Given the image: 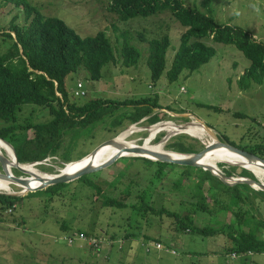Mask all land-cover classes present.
<instances>
[{
    "label": "rangeland",
    "instance_id": "rangeland-1",
    "mask_svg": "<svg viewBox=\"0 0 264 264\" xmlns=\"http://www.w3.org/2000/svg\"><path fill=\"white\" fill-rule=\"evenodd\" d=\"M182 1L187 7L207 12L216 23L243 27L264 43V0H213L210 11L203 7L202 0ZM30 2L44 15L62 19L81 36L103 31L110 40L116 62L104 65L98 79H92L82 66L67 75L65 87L71 99L80 103L93 98L125 103L114 110L115 115H127L138 110L139 106L134 102L139 99H146L148 104L157 100L163 107L153 110L152 114L158 115L159 120L152 124L147 117L134 123L124 118L120 126L111 130L107 125V129L102 128L101 124L92 129L86 127L79 133H76L78 128L69 129L71 132L65 135L59 154L30 164L32 168L55 176L68 160L88 154L111 137L118 135L115 139L118 144L135 147L143 143L150 128L166 121L183 125L193 118L211 128L218 140L241 149H255L254 154L264 158V148L258 147L264 145V77L259 83L249 81L245 87L239 85V79L250 62L235 45L217 42L208 36L202 37L201 41L214 47V55L198 69L192 72L183 70L177 79L170 81L166 71L180 44L184 27L169 10L123 20L108 8L109 0ZM22 21L19 9L0 0V53L9 45L4 31H8L12 22L20 24ZM164 34L169 36L170 45L166 50L163 73L154 81L147 65L149 40ZM124 41L139 51L134 65L125 66L121 62L120 48ZM77 82H81L85 90V94L78 97L73 94ZM25 119L43 121L48 119V113L43 107L23 104L18 112V120ZM99 122L105 121L100 119ZM28 136H32L30 131ZM178 136L196 151L201 150L208 139L207 136L199 138L185 132L172 134L160 130L151 144L161 143L162 151L175 156L165 144L175 141ZM3 148L12 162V148L9 145ZM129 156L119 157L109 166L83 174L63 185L48 190L26 191L10 207L13 209L15 206L12 213L6 212V207L0 204V264H264V252H231L234 243L226 233L184 231L177 229L176 218L166 213L133 210L130 206H102L100 196H96L95 191L84 184L85 177H90L94 185L116 196L130 182L128 176H119L124 172L130 174L126 170L130 164ZM104 159V155L99 156L96 165ZM218 161L224 164L222 167H236L232 176H239L241 165ZM140 165L131 164L130 170L134 171ZM222 167L219 168L222 170ZM10 170L15 176H30L15 167H10ZM152 175L148 173L136 179L140 181V188L148 180L151 182ZM257 177L264 182V174ZM157 186L149 189L148 193L152 194L154 203L180 211L181 215L192 214L189 219L193 220V225L214 227L218 221L223 224L229 222L230 216L225 212L191 213L186 197L172 198L168 193L171 189L170 179L166 178ZM0 187V193L23 192L22 187L1 178ZM252 188L260 190L255 184ZM219 198L220 202L227 200L225 195ZM249 213L253 214V218H249L251 226H254V221L264 219V201L256 198L255 206ZM249 228V225L234 224L236 232L245 238L248 237ZM78 231L89 238L82 235L86 240L68 243L70 235ZM256 235L264 238L261 232ZM157 243L160 244L159 248Z\"/></svg>",
    "mask_w": 264,
    "mask_h": 264
},
{
    "label": "trees",
    "instance_id": "trees-1",
    "mask_svg": "<svg viewBox=\"0 0 264 264\" xmlns=\"http://www.w3.org/2000/svg\"><path fill=\"white\" fill-rule=\"evenodd\" d=\"M5 2L13 4L21 11L23 21L20 24L12 22L11 27L7 28L8 31H4V35L9 39V45L0 53V121L4 123L0 122L2 125L0 138L13 147L19 163L40 161L48 156L58 155L65 135L71 132L68 131L69 129L78 128L76 133H79L86 127L92 129L101 124L102 128L107 129V125L108 130H111L120 126L124 118L131 123L144 117H147L150 123L159 120L158 115L152 114L156 107L163 108L157 100L151 104H148L146 99L136 100L134 104L139 106L138 110L127 115H115L114 110L125 103L101 98L80 103L71 99L65 87L67 75L82 66L92 79H98L101 77V69L104 65L116 62L112 45L106 34L97 31L94 35L81 36L62 19L44 15L30 0H5ZM212 3L213 0H202V5L207 11H210ZM108 8L118 13L123 20L169 10L184 27L180 34V44L166 71L170 81L177 79L183 70L192 72L198 69L214 55V47L201 41L205 36L217 42L235 45L249 60V66L245 68L239 79L240 86H247L249 81L259 83L264 77V43L237 24L216 23L207 12L187 7L182 0H109ZM169 45L170 39L167 34L149 40L147 65L154 81L163 73ZM120 53L121 62L125 66L136 64L139 58L138 49L125 41ZM77 83L73 91L74 96L76 90L80 91L78 96L85 94L83 85L77 88ZM23 104L45 108L48 119L36 122L28 119L19 121L18 112ZM100 119L105 122H99ZM29 131L32 133L30 137ZM167 142L165 147L175 156L180 154L178 152L196 151V148L187 145V142L179 136L175 141ZM258 147L264 148V145ZM243 149L255 153V149ZM127 159L130 164L126 166V170L130 174L126 175L124 172L119 176L121 178L128 176L130 182L116 196L94 185L90 177H85L84 184L93 189L96 196H100L102 206L116 208L130 206L133 210L142 209L155 214L166 213L176 218L177 229L184 231L188 229L202 234L226 233L234 243L230 249L234 254L264 252V238L256 235L258 232L264 234V219L254 221V226H251L249 220L250 217L253 218V214L249 212L255 206V199L260 198L261 202L264 201V191H255L246 183L228 185L211 171L199 166L162 162L141 156H129ZM205 162L217 168L224 165L218 163L216 159ZM135 163L141 165L131 171L130 165ZM235 169L234 166L222 167L221 171L229 176L233 175ZM148 173H153L151 182L148 180L144 183L145 186L140 188V181L136 179L145 177ZM239 175L254 178L251 171L242 167ZM166 178L170 179L171 183L168 193L172 198L186 197L191 213L225 212L230 216L229 222L223 224L218 221L214 227L193 225V220L189 219L192 214L181 215L180 211L156 205L151 197L152 194H148L149 189L158 188L157 185ZM63 184L65 183H56L44 189L48 190L50 187ZM165 190L167 191L166 188ZM161 194H164V191H161ZM224 195L227 197L225 203L219 201V197ZM21 197L0 193V204L8 208ZM210 204L213 206H209ZM235 223L250 226L247 238L236 232Z\"/></svg>",
    "mask_w": 264,
    "mask_h": 264
},
{
    "label": "water",
    "instance_id": "water-1",
    "mask_svg": "<svg viewBox=\"0 0 264 264\" xmlns=\"http://www.w3.org/2000/svg\"><path fill=\"white\" fill-rule=\"evenodd\" d=\"M207 127V125H205ZM209 128V127H207ZM118 136V135H117ZM117 136L111 137L110 139H107L103 142H101L99 145H97L93 150H91L89 153H91L93 156H95L96 151L98 149H100L101 147H103L104 145L107 144H113L115 143V139L117 138ZM215 136V135H214ZM3 142H5L6 144H8L12 150H13V154H14V159L16 161V164H13L14 162H12L10 165L11 167H15L18 170H20L21 172L27 174V175H32L35 176L36 178H38L41 182L38 186L36 187H30L29 183H28V178H30V176H15L13 174H11L9 172V170L7 169V164L10 163L9 158L3 153L0 152V165H1V170H0V178L1 179H5V180H10L13 181L15 183H20L22 185H25V187H27L25 189V191H36L39 189H43L49 185H53L56 183H66L69 182L75 178H78L80 176H82L83 174L86 173H90L96 170H100L103 169L107 166H109L110 164H112L117 158L122 157V152L123 151H127L130 153H134V154H130L131 156H141V157H146L152 160H157V161H162V162H169V163H176V164H180V165H192V166H199L205 170H209L211 171L214 175H216L220 180H222L224 183L228 184V185H234L237 183H246L248 185H250L251 187H253V184L256 185V187H258L260 190L264 191V182L260 181V179L257 177V175L251 171L250 169H247L245 167V169L251 171V173L253 174V177H248V176H236L233 177L232 175H225L221 169L215 167L214 165H211L209 163L200 161L203 157L204 154L210 150L212 147L215 146H223L227 149H230L231 151H234L240 155H242L244 158H246V160L250 163V162H256L261 164L260 166L264 168V158L251 153L249 151H246L244 149L235 147L227 142H223L220 141L218 139H216L217 142L212 143V144H205L204 147L201 150H198L196 152H189V153H182V152H178L180 154H183V156L180 157H173L172 155H170L169 153L166 152H159V151H148L150 154H145L146 149L143 147V145H137L135 147L132 146H127L124 145L121 148V151H118L116 153H114L111 157H109L108 159L104 160L103 162H101L98 165H85L84 167H81L80 169H78L77 171H75L74 173H58L56 174L54 177L52 178H47V177H41L37 174L31 173L27 170H25L24 168H22L20 165V163L17 161L16 158V153L13 149V147L6 142L5 140H3L2 138H0ZM88 153V154H89ZM87 155V154H86ZM33 163V162H31ZM30 163V164H31ZM228 163V162H227ZM231 164V163H230ZM233 165H238L236 163H233ZM25 191L20 192V193H15V192H7V194L10 195H23L25 193Z\"/></svg>",
    "mask_w": 264,
    "mask_h": 264
},
{
    "label": "bare ground",
    "instance_id": "bare-ground-1",
    "mask_svg": "<svg viewBox=\"0 0 264 264\" xmlns=\"http://www.w3.org/2000/svg\"><path fill=\"white\" fill-rule=\"evenodd\" d=\"M134 128V127H133ZM160 130H166L171 132L172 134H176L178 132H185L189 135L195 136V137H199L202 138L204 136H207L208 139L205 141V143L208 144H212L217 142L216 141V137L213 135V131L211 129H208L205 124L198 120L193 118L191 122L189 123H185L183 125H177V124H173L170 121H166L163 123H160L158 125H156L154 128H150L149 129V135L146 137V139H144L143 143L141 145H143V147L146 149L145 154H150L148 151H159V152H165L162 151V147L163 145L161 143H157V144H151L152 139H154L155 134L158 133ZM164 134V133H163ZM154 137V138H153ZM3 146L5 147V144L0 140V152H3L5 149L3 148ZM123 147V145L118 144V142L115 140V143L113 144H107L104 145L103 147H101L100 149H98L96 151L95 156H93L91 153L84 155L82 158L78 159L77 161H69L65 164L64 167H62L61 171L62 173H74L75 171H77L78 169H80L81 167H84L85 165H96V159L101 156L104 155L105 159H108L109 157H111L114 153L121 151V148ZM148 150V151H147ZM6 152V153H5ZM5 152H3L7 157L10 158V155L8 154V152L5 150ZM130 154H134V153H130L127 151H123L122 152V156H127ZM131 156V155H130ZM173 157H180L183 155L178 154V156H174ZM11 159L14 161L13 164H16V161L14 159V156L11 155ZM212 159H216V160H222V162H228V163H236L239 164L247 169H250L251 171H253L256 175H260V174H264V168L261 167L259 163L256 162H248L246 160V158H244L242 155L231 151L230 149H227L223 146H215L212 147L210 150H208L205 154L204 157L200 160L205 162L206 160H212ZM12 161V162H13ZM7 164V169L9 170V172L11 174L12 171L10 170L11 167V163ZM22 168H24L25 170L37 174L41 177H47V178H52L54 177L53 175L50 174H42L39 170L34 169L31 167L30 163H26V164H21L20 165ZM12 169V168H11ZM5 180V179H4ZM9 181L11 183H13L14 185L18 186V187H22V191H25V189L27 187H25V185H22L20 183H15L13 181L10 180H6ZM40 180L38 178H36L35 176H32L30 174V178H28V183L30 187H36L40 184ZM2 187H0L1 189ZM4 189V188H3ZM8 190V189H7ZM9 191V190H8ZM12 192V191H11Z\"/></svg>",
    "mask_w": 264,
    "mask_h": 264
},
{
    "label": "built area",
    "instance_id": "built-area-1",
    "mask_svg": "<svg viewBox=\"0 0 264 264\" xmlns=\"http://www.w3.org/2000/svg\"><path fill=\"white\" fill-rule=\"evenodd\" d=\"M82 85L80 84V83H78L77 84V87L78 88H80ZM76 93H78V92H80L79 90H76L75 91ZM82 92V91H81ZM9 211H11V208H9L8 209ZM82 235H84L85 237H87L85 234H83V233H81V232H77V233H75L73 236H70L69 238H68V243H72L74 240H77V241H80V242H82L81 240H86L85 238H83L82 237ZM87 238H89V237H87ZM91 246V245H90ZM157 248H159L160 247V244L159 243H157Z\"/></svg>",
    "mask_w": 264,
    "mask_h": 264
},
{
    "label": "clouds",
    "instance_id": "clouds-1",
    "mask_svg": "<svg viewBox=\"0 0 264 264\" xmlns=\"http://www.w3.org/2000/svg\"><path fill=\"white\" fill-rule=\"evenodd\" d=\"M78 83L82 84L81 82H78ZM78 83H77V84H78ZM77 88H78V87H77ZM75 94L77 95L78 93L75 92ZM77 96H78V95H77ZM142 119H143V118H142ZM154 123H155V122H154ZM151 124H152V123H151ZM207 127H208V126H207ZM44 159H45V158H44ZM44 159H43V160H44ZM39 162H42V160H40V161H34L33 163L29 162V163L34 164V163H39ZM29 163H28V164H29ZM66 163H67V162H66ZM20 164H23V163H20ZM11 184H12V183H11ZM12 192H13V191H12ZM25 192H26V191H25ZM3 193H4V192H3ZM5 193L7 194V192H5ZM17 196H21V195H17ZM10 207H11V206H9L8 208H6V212L11 213V212L14 211V207H15V206L13 207V209H11V211H9L8 209H9ZM81 233H82V232H81ZM70 236H73V235H70Z\"/></svg>",
    "mask_w": 264,
    "mask_h": 264
},
{
    "label": "crops",
    "instance_id": "crops-1",
    "mask_svg": "<svg viewBox=\"0 0 264 264\" xmlns=\"http://www.w3.org/2000/svg\"><path fill=\"white\" fill-rule=\"evenodd\" d=\"M211 129V128H210Z\"/></svg>",
    "mask_w": 264,
    "mask_h": 264
}]
</instances>
